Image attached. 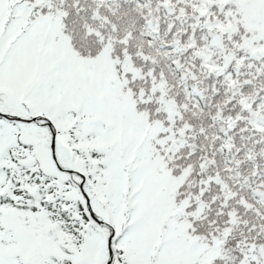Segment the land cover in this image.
Listing matches in <instances>:
<instances>
[{
    "label": "snow or ice",
    "instance_id": "snow-or-ice-1",
    "mask_svg": "<svg viewBox=\"0 0 264 264\" xmlns=\"http://www.w3.org/2000/svg\"><path fill=\"white\" fill-rule=\"evenodd\" d=\"M0 264H264V0H0Z\"/></svg>",
    "mask_w": 264,
    "mask_h": 264
}]
</instances>
